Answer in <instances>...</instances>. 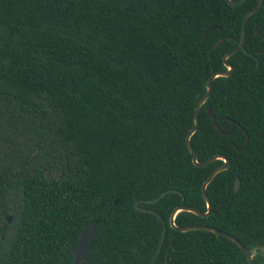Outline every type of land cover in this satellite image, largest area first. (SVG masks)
Returning <instances> with one entry per match:
<instances>
[{
  "label": "trees",
  "instance_id": "16d2710c",
  "mask_svg": "<svg viewBox=\"0 0 264 264\" xmlns=\"http://www.w3.org/2000/svg\"><path fill=\"white\" fill-rule=\"evenodd\" d=\"M258 1L0 0V264H75L90 220L79 264H251L230 238L170 217L207 210L203 183L224 161L195 165L187 135ZM246 26L248 52L213 80L191 137L199 161L231 166L208 184L211 214L176 224L231 233L264 264V2ZM136 200L167 222L157 256L163 221Z\"/></svg>",
  "mask_w": 264,
  "mask_h": 264
},
{
  "label": "water",
  "instance_id": "95a60500",
  "mask_svg": "<svg viewBox=\"0 0 264 264\" xmlns=\"http://www.w3.org/2000/svg\"><path fill=\"white\" fill-rule=\"evenodd\" d=\"M245 0H238V1H233V0H228V2L233 5V6H236V5H240L244 2ZM263 2L264 0H259L258 1V4L256 7H254L253 9L247 11V13L244 15V18H243V23H242V37H241V40L239 41L237 47H235L232 51L228 52L225 56H224V64L225 66L227 67V69L225 70H220V71H216L214 73H212L210 75V77L207 79V82H206V87H207V91H206V94L199 100L197 106H196V109H195V124L193 126V128L190 130V132L188 133L187 135V145H188V148L190 150V152L192 153V156H193V162L195 165L197 166H205L217 159H222L224 161V163L220 166H218L217 168H215L211 173L210 175L207 177V179L204 181L203 183V186H202V193H203V196L207 202V210L206 211H202L198 208H195V207H192V206H188V205H182V206H179V207H176L172 214H171V217H170V225L176 229V230H179V231H189V230H195V229H204V230H208V231H211V232H214V233H217V234H220V235H223L225 237H228L230 238L231 240H233L234 242H236L242 249L243 251L246 253L249 261L251 264H257L255 259H254V255L253 253L237 238L235 237L234 235H232L231 233H228L226 231H223L217 227H214V226H211V225H206V224H193V225H185V226H180L178 224H176V216L179 212L181 211H190V212H193L201 217H205V216H209L212 212V208H213V205H212V201L208 195V192H207V187H208V184L213 180V178L220 172L224 171V170H227L230 168L231 166V160L229 157H227L226 155H223V154H216V155H213L212 157L204 160V161H199L198 160V157H197V154H196V151L192 145V142H191V137L192 135L197 131L198 127H199V124H200V119H199V113H200V109L201 107L203 106L204 103H206L211 95V92H212V83H213V80L218 78V77H228L230 76L233 71H234V65L228 60L229 57H231L232 55H234L237 51L243 49L245 52H248L245 48H244V45H245V41H246V37H247V21H248V18L250 17L251 14L257 12L263 5ZM256 33L258 34V30H256ZM223 38L219 39L217 41V43L214 45V47H217L221 42H222ZM264 51V50H263ZM251 54V53H250ZM253 55V54H251ZM256 59H258L257 56H255ZM208 111H209V114L212 115L213 112H212V109L209 107L208 108ZM233 123V126H232V129L230 131H223L220 129L219 125L216 124L217 128L225 133V134H230L232 132V130L234 129V127L236 126V122L235 121H232ZM245 133H246V144L243 148H238V150H244L247 146V143L249 141V134L246 130H244ZM240 187V179L237 178L236 181H235V185H234V190L237 191ZM170 191H176V190H166L164 192H162L160 194V196L156 197V198H153V199H149V200H145L143 202L145 203H148V204H152V203H155L157 201H159L162 197H164L168 192ZM141 200H136L135 201V207L136 209L140 210V211H146V212H152V213H155L157 215H159V217H161L162 221H163V224H164V229H163V233H162V237H161V241H160V244H159V247L157 249V252H156V255L157 256L163 246V243H164V239H165V236H166V232H167V222L162 218V216L155 210L153 209H150V208H146V207H142L140 206ZM116 205H118L119 203V200L116 198L115 199V202H114ZM13 216L12 215H8L7 216V220L9 222H12L13 220ZM98 235V231H97V228H96V220H90L88 221L84 227H83V230L81 232V235H80V238H79V241L78 243L73 247L72 249V252L74 254V263L75 264H79L82 260H87L90 253H91V250H92V247H93V242H94V239L96 238V236Z\"/></svg>",
  "mask_w": 264,
  "mask_h": 264
},
{
  "label": "flooded vegetation",
  "instance_id": "af4514ba",
  "mask_svg": "<svg viewBox=\"0 0 264 264\" xmlns=\"http://www.w3.org/2000/svg\"><path fill=\"white\" fill-rule=\"evenodd\" d=\"M13 221V220H12Z\"/></svg>",
  "mask_w": 264,
  "mask_h": 264
}]
</instances>
